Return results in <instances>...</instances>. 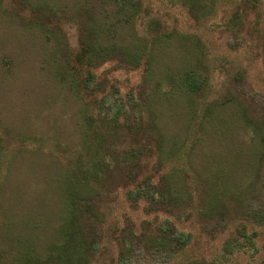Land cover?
Here are the masks:
<instances>
[{
    "label": "rangeland",
    "instance_id": "rangeland-1",
    "mask_svg": "<svg viewBox=\"0 0 264 264\" xmlns=\"http://www.w3.org/2000/svg\"><path fill=\"white\" fill-rule=\"evenodd\" d=\"M244 1L197 0L193 5L190 0H141L146 13L140 12L141 18L128 24L130 6L120 10L114 1L29 0L53 22L45 31L32 24L36 14L24 10L18 0H0V239L38 236L41 250L42 239L53 237L62 205L56 181L64 174V163L57 157L79 150L89 99L85 91L78 97L69 86L78 48L76 22L91 12L100 46L125 47L138 56L136 67L113 58L90 71L96 82L103 81L97 97L115 87L123 100L129 96L137 100L135 117L150 116L154 121L159 144L152 143V153L143 161L145 173L154 176L152 181L167 174L186 201L184 184L225 172L242 181L243 209L264 204V187L253 173L248 174L245 163L252 140L264 138L260 46L264 0H254L253 7H246ZM150 19L159 26L156 42ZM184 73L207 79L203 94L186 92ZM87 75L82 67L79 78ZM232 99L261 126L259 137L251 127L232 120L237 107ZM207 103L211 105L205 110ZM23 147L28 151L10 152ZM239 147L243 157L235 167L233 157ZM261 176L264 179V161ZM253 181V190L246 191ZM125 192L116 187L100 207L105 229L113 225L107 235L116 231L115 237H121L124 228L138 235L145 227L149 234L164 219L190 235L188 245L162 264H264V225L247 223L249 239L239 236L234 227L243 216L234 199L227 200L230 213L237 217L228 224L217 215L210 219L202 215L207 205L202 214L189 205L173 214L147 212L142 200L131 206ZM29 221L36 231L26 230ZM232 236L241 241V249L228 254L224 246ZM143 245L139 244L142 255L128 254V263L158 264ZM99 247L90 264H118L112 236H105Z\"/></svg>",
    "mask_w": 264,
    "mask_h": 264
},
{
    "label": "trees",
    "instance_id": "trees-1",
    "mask_svg": "<svg viewBox=\"0 0 264 264\" xmlns=\"http://www.w3.org/2000/svg\"><path fill=\"white\" fill-rule=\"evenodd\" d=\"M104 1H114L120 10L129 5L131 9L126 19L128 24L133 23L137 17L141 18L140 12L146 13L141 0ZM196 1L190 0L193 5ZM18 2L24 10L30 9V12L36 14L32 24H38L46 31L48 25L53 23L43 8L33 6L29 0H18ZM254 3V0L244 1L246 7H253ZM235 14L237 15V12ZM76 23L78 48L74 55L75 66L71 67L69 86L78 97H83L82 92L85 91L89 99L85 101L83 116L85 126L81 134L79 150L57 157L64 163V174L56 181L60 192L59 201L62 203L59 220L53 229V237L42 239L41 250L37 244V241H41L38 236L16 234L2 237L0 264H90L91 258L99 251V245L105 236L108 239L112 236L117 243L118 264H130L127 261L129 253L133 255L138 251L137 255H142V248L139 246L141 242L144 243L145 251L158 264L170 261L188 245L191 240L190 235L178 231L167 219L157 224L149 234L147 231L150 229L145 227L146 231L138 235L127 228L120 231L121 237H115L116 231L111 233V236L107 235L113 225L109 226L108 230L105 229L104 214L100 207L106 197L118 186L126 190V199L131 206H137L142 200L146 203L145 208L148 207L147 212L162 211L173 214L181 207L185 209L184 207L189 205L197 214H202L204 206L207 205L208 208L202 215L208 219L217 215L218 219L228 224L237 217L230 213L228 206L227 199L232 198L239 207L240 216H243V222L235 225L234 230L245 240L249 239V235L245 233V225L247 223L264 225V204L257 209L252 206L243 209L240 199L242 181L231 179V175L225 172L206 180L199 177V180H191L187 185L184 184L182 193L186 194L185 201L181 194L174 190L173 185L176 183L170 181L167 174L160 175L158 181L153 182L154 176L145 173L143 161L151 155L152 143L159 144L154 121L150 116L147 119H143L142 116L135 117L132 111L137 107V100L131 96L127 101L123 100L115 87L108 94L97 97L96 92L104 89L100 85L103 81L96 82V76L90 71L113 58H116L120 64L136 67L138 56L125 47L100 46L96 27L93 25L92 12L84 13V20ZM148 25L153 41H158L161 35L157 21L150 19ZM153 26H156V30H153ZM260 46L264 63V28ZM82 67L87 68L88 75L80 79ZM182 81L186 92L195 96L203 94L207 86V79L202 75L184 73ZM232 101L235 106L237 105L232 120L243 122L244 127H251L252 134L258 136L261 126L249 119L246 110L239 106L237 100L232 99ZM210 105L207 103L205 110H208ZM257 139L256 142L252 140V147L248 149V158H245L246 171L248 174L253 173L254 180H260L261 186L264 187V179L261 176L264 138ZM27 151L25 147L10 150L12 153ZM242 151L243 149L239 147L234 153L235 167L241 165ZM255 184L253 181L246 191H252ZM26 225L28 231L37 230L33 222L29 221ZM232 237L231 243H226L224 246L228 254L241 249V241L237 236ZM125 240L129 241L128 244Z\"/></svg>",
    "mask_w": 264,
    "mask_h": 264
}]
</instances>
